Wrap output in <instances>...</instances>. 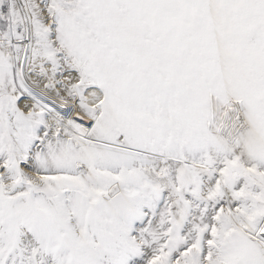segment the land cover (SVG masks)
<instances>
[{"label":"snow or ice","instance_id":"1","mask_svg":"<svg viewBox=\"0 0 264 264\" xmlns=\"http://www.w3.org/2000/svg\"><path fill=\"white\" fill-rule=\"evenodd\" d=\"M0 264H264V0H0Z\"/></svg>","mask_w":264,"mask_h":264}]
</instances>
